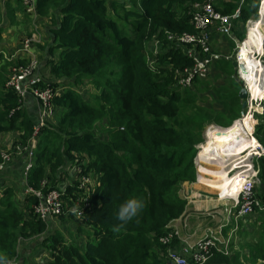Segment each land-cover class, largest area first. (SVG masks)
<instances>
[{"label":"trees","instance_id":"1","mask_svg":"<svg viewBox=\"0 0 264 264\" xmlns=\"http://www.w3.org/2000/svg\"><path fill=\"white\" fill-rule=\"evenodd\" d=\"M0 1V23L17 25L11 0ZM203 1L37 0V14L41 24L42 19L45 22V33L43 42L33 47L43 53L44 61H39L33 77L42 81L36 86L44 88L48 84L53 89L54 116L40 133L27 176L23 164L15 162L18 158L0 169V254L11 264H18V244L38 237L45 239L41 245L49 250L48 264H169L168 246L161 238L186 211L188 202L178 191L185 183L196 181L194 159L197 146L204 142L205 129L212 124L230 127L242 117V85L227 73L235 74L236 64L220 60L215 63L213 78L211 74L205 80L196 79L186 89L178 84L177 71L193 66L186 54L191 45L178 47L170 43L169 36L196 34L191 15L194 4ZM260 1L216 3V10L223 15L232 16L239 10L233 22L235 40L225 35L231 50L236 47L234 41L245 38L240 24L258 17ZM15 2L28 20V30L21 34L24 41L31 36L32 18L19 0ZM17 27L23 28L22 23ZM154 40L161 42V54L151 70L145 49ZM13 53L0 50V135H16L9 147L0 148V163L1 151L11 152L16 145H25L36 123L21 107L18 93L6 85L12 68L26 65L23 60L4 59ZM221 78L223 83L213 87L220 109L203 106L199 94ZM256 117L255 138L264 146V115ZM245 127L253 132L251 113ZM241 129L235 123L225 130L223 140L239 134L244 149ZM212 133L215 130L206 131L205 144L212 141ZM225 141L214 145H220L223 157L231 148ZM200 148L196 161L202 165L208 160H204L205 154L214 150L206 145ZM255 159L261 178L257 195L263 198L264 157ZM73 167L99 178L83 215L76 219L71 215L60 217V221H67L66 226L76 229L70 240L50 228L54 223L47 224L33 213L36 199L32 194H20L27 186L47 193L70 180L73 185L68 186V205L74 206L80 194L74 185L76 177L68 174ZM7 175L19 186L5 179ZM45 180L49 183L43 187ZM132 198L142 199L144 207L121 226L117 212ZM253 218L261 221L259 229L253 231L259 236L256 243L234 250L231 242L229 254L212 250L204 264H264V212L239 220ZM228 227L226 235L235 224ZM172 240L170 245L175 249L179 241L176 237Z\"/></svg>","mask_w":264,"mask_h":264},{"label":"built area","instance_id":"2","mask_svg":"<svg viewBox=\"0 0 264 264\" xmlns=\"http://www.w3.org/2000/svg\"><path fill=\"white\" fill-rule=\"evenodd\" d=\"M19 1L25 13L32 18V21L36 20L38 18L36 9L37 0ZM216 2L217 0H204L203 2L194 4L191 23L195 28L196 34L184 33L180 36H169V41L175 45L177 44L176 46L178 47L180 45L184 47L191 45V47H187L186 54L193 60V66L185 68L182 72L177 71L178 84L182 89L190 88L196 79L204 80L209 76L211 64L215 59L210 46L212 37L214 35L232 37L233 22L239 11L232 16L223 15L216 10ZM38 25L35 24L34 30L32 25L31 36L22 41L20 49L11 54V56L5 55L4 59L9 62L14 60L26 61V65L12 68V75L9 76L6 85L18 93L21 104L27 97L35 99L40 113L39 126H43L45 124L44 120L53 114L51 103L54 91L48 84L44 88L36 86V83H42V81L39 78L35 79L33 77L35 70L39 66V58L36 56L33 45L43 41V36L41 37L39 31L40 25ZM155 46L154 53H157V47L159 48L160 42L157 41ZM197 49H200L205 54V57H201ZM148 62L150 67L154 69V62L150 54H148ZM239 73H241V70H239ZM38 130L36 129V131ZM36 149L37 140L35 137H32L27 144H18L11 152H1L2 162L0 163V169L10 163L14 156H20L18 154L24 153L27 156V163L24 168L25 175L27 176L33 166ZM255 152L258 154V158L264 157V147L261 144H257ZM257 173L253 163L249 165V168L234 173L233 179L237 180V183L241 182L240 187L237 184L238 188H240L239 192L234 197L226 194L222 199L226 206H228L230 201L233 202L232 208L228 211L230 218L238 221L240 218L256 212H264V198H260L257 195L258 185L261 183L260 181L256 184V180L259 179ZM72 174L76 177V183L78 189L81 191V196L77 199L75 205L70 208H68L66 202V199L69 198L68 184L66 183L61 185L59 189L50 190L44 194L33 188H26V195L33 194L38 199L33 206L36 216L47 222L50 218L61 216L66 212L75 217L83 215L84 210L89 205L91 188L94 186L92 174L82 173L80 167L74 168ZM48 183V180H45L42 182V186L45 187ZM172 238V235L168 234L161 238V242L169 247L173 241ZM231 242V238L225 237L222 229H220L218 232L207 234L197 243H192L178 253L169 251L167 260L169 264H204L210 258L212 250L229 254Z\"/></svg>","mask_w":264,"mask_h":264},{"label":"rangeland","instance_id":"3","mask_svg":"<svg viewBox=\"0 0 264 264\" xmlns=\"http://www.w3.org/2000/svg\"><path fill=\"white\" fill-rule=\"evenodd\" d=\"M219 1L220 0H217V3ZM0 4H2L1 1H0ZM119 12L121 13V11H119ZM258 17H259V15H258ZM256 19H251L249 21H255ZM18 20H20V19L18 18ZM249 21L246 24H241V28L240 29L243 32H245L244 33L245 34V38L242 41H237V43L235 44L236 47L234 49H232V51L229 49V46H227L228 42H227V39L226 38H221V42L220 41H217L218 44L216 46H212V48H213V51L216 54H219V55L220 54L221 55L223 54V55H227L228 57L231 56L230 59L227 60V61L236 64V71L234 70L235 74H233L230 71L227 72L228 73V77H231L232 76V77L235 78L234 80H236V78H237L240 81V84L242 85L241 90L244 89V88L246 90L248 89L247 90L248 91V97L245 99L246 102H247V106H246L245 109H242V114H241L242 117L240 119H237V121L241 120L244 116H246L247 114H250L251 113V117H252V120H253V132H250V133L252 134L251 136L254 139L256 137L255 136V127L258 124V118L256 117V115H260V116H263L264 115V107H262V105H264V96L261 95V94L264 93V91L261 92V94H260L261 97H259L260 96L259 95L258 97H255L254 99L252 98V95H255V93L252 94V95L249 93V91L251 92V87L247 86V84L241 79V76L239 75V70H241L240 69V66H242V65H241V60L239 62V57H238V53L244 52V50H243L244 45L243 44L246 43V41H247V38H246L247 37V32H248L247 31V26L249 25ZM20 22L21 21H18V24L16 25V27L20 24ZM42 23L43 24H41V18L40 17H38L36 20L31 21V24L33 25V30L35 28V24L36 25L37 24H41L40 26L38 25L39 26V31H40L41 37L45 33V30H43L44 29V23H45V22H43V19H42ZM29 25H30V22H29ZM1 26H2V23H0V27ZM9 26H11V25H8V27H7L9 29L8 31H1L0 32L1 39H3L4 41L8 40L10 42V46L11 47H16L20 43L22 44V40H20V35H17L16 33H14V30L11 27L9 28ZM30 27H31V25H30ZM43 31H44V33H43ZM262 32H259L257 34H254V37H256L258 41H261V38L262 37H261L260 34H262ZM237 47H239V48H237ZM250 50H252V53L253 52H255V53H261V50L260 51L257 50V49H254L253 50V48H250ZM35 51H36V56L39 58V61L41 60L40 64H43V61H44L42 59L43 53L42 52H38L36 49H35ZM255 56H256L255 58L258 59L257 55H255ZM262 62L264 63V57L262 59ZM215 75H216V71L214 70L213 73H212V75H211V78H213ZM263 77H264V75H263ZM222 78H227V75H223ZM222 78L220 80H218V81L217 80H214V82H212V85L210 87H208V89L206 91H204V92H202V93L199 94V96L202 98V100H201L200 103L203 106H205L207 108H212V109H220L221 104H220L219 99H217V97L215 95V92L213 90V87H217L215 85H219L220 86V84L223 83V81H224V79H222ZM261 87H262V89H264V79L261 82ZM92 92H94V91L92 90ZM245 100H243V102ZM244 110H246L245 115L243 113ZM30 115L33 116V113L30 112ZM53 116L54 115H50L47 119H49V120L50 119H53ZM46 121L47 120H44V123H46ZM235 122H232L231 126ZM236 123H239L242 126V128L245 129L244 126H243V123H241V122H236ZM211 127H216L218 129H224L225 128V127H223L221 125H218V124H212V125H208L206 127L205 132H204V142L203 143H204V145H206V147L210 151H212V150H214V151L205 154L204 160H207V159L208 160L206 162H204L202 165L201 164H198L197 161L194 159L195 167H196V181H195V184H197V188H195V189L194 188H190V189H188L187 193H184V194L187 197L188 194H191L193 192V195H195L194 198L196 200L204 201V200H207V199L209 200L210 199L213 202L211 204L210 203L207 204L206 206L209 207V210L206 211L207 208H205V211L202 212V213L195 212L192 208L196 204L192 203L190 205V207H189L190 210L188 211L187 215L184 216L183 218H179L178 220H176V221H178V223H180L179 227L182 226V225H185V226L188 225L187 224V221L189 220L190 214L192 215V217L194 219L197 217L199 220H202L204 222V224H205L204 227H208L209 226V227H212V228H215V229H217V227L220 226V225H222V224H223V226H225L227 223H229V222L226 221L227 218H228V221L230 220L228 211L232 208V203L233 202L230 201L228 203V206L227 207L222 206V204L219 203V202H222V200H221V197L223 195L222 194V190H219L218 191V188L216 189L217 192L215 190H213L215 188V186L217 187L218 184H220V181L222 179H214L213 177H210V175H208L206 177L208 179L201 180L202 179L201 178L202 173H200L199 171L202 170V169H206V167H209L208 168L209 169L208 171H210L209 174L210 173H213L214 174V172L217 170L215 172L217 174H215V175L220 176V174H219L220 171L226 169V171L223 172V176H227L228 174H230L229 175V178H232L233 175H234V173H236L237 171H239V170H236L235 172H233L232 167L235 165V162H238V160L241 162L240 157L243 156V155H245L248 151L247 150H244V153H242L241 156H238L237 153H234V154L227 153L225 155V157H223L221 155V153L223 151L221 150L220 145L219 146H216V147H214V145L215 144H217V145L218 144H221V143H223L226 140V139L223 140L224 139V135H225L224 131H221L220 132V130L219 131L218 130H215V133H212V135H211L213 137V140L210 141L208 144H205L206 143V140H207L206 131L209 128H211ZM244 133L246 135H248L245 130H244ZM215 135H216V137H215ZM13 136L15 137V135H13ZM14 137H13V139H14ZM237 137H238V135H236L235 138H237ZM234 139L228 138L227 141H225V143L228 146L231 147V144L230 143L232 141H235ZM255 140H256L257 144H259V145L261 144V142L258 141L257 138H255ZM9 141H10L9 138H3V135H0V148H3L4 145L6 147H9L12 144V141L11 142H9ZM219 141H222V142H219ZM203 143H201L200 145L197 146L198 152H199V147ZM242 149L243 148H241V150ZM237 150L238 149L235 146V152ZM255 151H256V148H255ZM255 151H253V155H251L249 157L250 159H248V161L245 162V164L248 163V162H250L249 165L252 164V163L255 165V160H256L255 158H258L257 157L258 154ZM198 152H197V155H198ZM223 153L225 154V152H223ZM18 155H20V158L25 157V154L24 153H21V154H18ZM214 156L220 158V161L213 162L212 163L211 162V158L214 157ZM13 164L15 165L16 163L14 162ZM228 168H230V169H228ZM256 170L258 172L257 173V177H259V179L256 180V184H257L258 182L261 181V178H260V175H259V169L256 168ZM210 179H214V180H210ZM236 181L234 182L235 187H238V185L240 187L241 182L237 183ZM13 182L19 186V182L18 181L15 182V180H14ZM208 182L211 183L210 188L208 187ZM260 185H261V183L258 185V187H260ZM188 187H190V186H188ZM182 188L179 189V191H178L179 196L181 198H183L182 192L184 191V190H182ZM238 189H240V188H238ZM233 190H235V188H233V187L228 190V192H227L228 196H231V195H234L235 194ZM218 192H220V196L217 194ZM21 194H22V192H21ZM183 199H185V198H183ZM219 199H220V201H219ZM19 201H20V199H19ZM189 201L190 202H193L194 200H189ZM189 201L187 200V202H189ZM19 205L21 207H23V204H20L19 203ZM206 206H204V207H206ZM199 208L204 209V208H202L200 206H199ZM199 211H201V210H199ZM221 211L224 212V213L222 212L223 215L221 214ZM221 215H222L223 220H222L221 223L219 222V224H218V222H216V221H218V219H220ZM196 222H197L196 220H193V222H192V224H194L195 227L197 226ZM234 224L236 225L235 229L228 230L227 232H228V234L230 233L232 241L233 240L235 241L234 242V244H235V250L241 249L240 248L241 245L247 246L248 244L256 243L257 242L259 236L258 235L254 236L253 235L254 234L253 231L256 230V229H259V227L261 226V221L258 220V218H253L252 220H245V221H242V222L240 221L239 224H238V222H236V220L232 219V221L230 222V225H234ZM66 225H69L67 223V221H60L59 220L55 224V226L51 225L50 228H55V232L56 233L59 232L60 235H62L65 238L67 237L68 239L71 240L72 239V235H70V234L76 232V229L74 228V226L69 227V226H66ZM217 230H220V228L217 229ZM238 231H241L242 234L240 235V233H238ZM205 232H203L202 235ZM211 232H215V231L212 230V229H210V230L207 231V233L205 234V236L207 234L209 235ZM198 234L201 235V233H198ZM44 240L45 239H43L42 237H38V238L29 239V240H24V242H21L20 245L18 244L19 253H20V258L18 259V264H20L19 262H21V264H48L49 261H50V254L48 253L49 250L46 249L44 246L41 245Z\"/></svg>","mask_w":264,"mask_h":264},{"label":"crops","instance_id":"4","mask_svg":"<svg viewBox=\"0 0 264 264\" xmlns=\"http://www.w3.org/2000/svg\"><path fill=\"white\" fill-rule=\"evenodd\" d=\"M4 1H6V0H4ZM10 6H11V8H16V21L18 22V21H21V23H22V26H23V28H18V27H16V24H14V25H12V26H9V28L11 27L13 30H14V33H16L17 35H20V40H22L21 39V34L23 33V35L27 32V30H28V20L24 17V14H23V12L21 11V8L19 7V5L15 2V0H11V2H10ZM3 18H4V16H3ZM18 18L20 19V20H18ZM25 20V21H24ZM27 21V22H26ZM2 25H4V30L3 31H8L9 29L7 28L8 27V25H10V24H8V22H3V24ZM240 28H241V24H240ZM31 29V28H30ZM263 30H264V27H263ZM248 34V33H247ZM264 35V34H263ZM262 35V38H261V47L260 48H262L261 49V53H259V56L260 57H262V54L264 53V36ZM221 38H226L225 36H219V35H214V40H213V46H216L218 43H217V41H220L221 42ZM228 42V41H227ZM21 44V43H20ZM20 44L18 45V46H16V47H11L10 46V42L8 41V40H6V41H4L3 39H1V41H0V50H7V51H10V52H14L16 49H18L19 47H20ZM227 46H229V43L227 44ZM216 49V48H215ZM229 49L231 50V48H230V46H229ZM258 50H260V49H258ZM262 50H263V52H262ZM232 51V50H231ZM255 55H257L258 53H254ZM231 57V56H230ZM230 57H228L227 55H219V54H217L216 56H215V60H213V62H212V64H211V72H210V74H212L213 73V71L215 70V63L216 62H218V61H220V60H225V61H227V60H229L230 59ZM256 57V56H255ZM257 61H259V62H261L262 64H264L259 58L258 59H256ZM209 74V75H210ZM205 80V79H204ZM263 92V91H262ZM262 96H264V93L263 94H261ZM24 107H25V109L30 113V112H32L33 113V118H35V119H37V114H38V109H37V104H36V102H35V100L32 98V97H28V98H26L25 99V103H24ZM13 134L12 133H9V134H5V135H3V138H9L10 139V141L9 142H13ZM15 137H16V135H15ZM14 137V138H15ZM215 137H216V135H215ZM212 140H213V137H212ZM240 146H241V148L243 147V144H242V142H240ZM17 164H23L24 165V162H25V160L24 159H17L16 161H15ZM224 164V163H223ZM21 168H23V167H21ZM207 168H209V167H207ZM5 179H7V180H10L11 182H13L14 180L16 181V179L14 178V179H12L11 178V175H7L6 177H5ZM72 185V184H71ZM69 186H70V184H69ZM188 186H190V187H188ZM190 188H197V184H195V183H185L184 184V186H183V188H182V190H184L183 192H182V196H183V198H185V199H187L188 201L189 200H194L193 202H188V205H187V208H186V211H185V213L180 217V218H183L184 216H186L187 215V213H188V211L190 210L189 209V207H190V205L192 204V203H194V204H196V205H194V207L192 208L195 212H200V213H202V212H204L205 211V208H207L206 209V211L207 210H209V207H207L206 205L207 204H211L213 201H211L210 199L208 200H204V201H201V200H196L194 197H195V195H193V192L191 193V194H188L187 195V197L185 196V194L184 193H187V191H188V189H190ZM200 195V194H199ZM234 196H236V194H234ZM219 202V201H218ZM205 203V204H204ZM220 204H222V206H224V204L222 203V202H219ZM199 206L200 207H202V208H204V209H201V208H199ZM204 206H206V207H204ZM225 207V206H224ZM223 207V208H224ZM199 210H201V211H199ZM223 211H221V214L223 215V213H222ZM222 215H221V217H220V219H218V221H216V222H218V224H219V222L221 223L222 222V220H223V218H222ZM176 220H178V219H176ZM173 221L171 224V226H172V230L171 231H169L168 232V234H171L172 235V237H173V239H175V237L178 239V241L179 242H175V244H177V248H175V249H173L172 248V244L168 247V252L169 251H174V252H176V253H178V252H180L183 248H186L187 246H189V245H191L192 243H197L199 240L198 239H200V238H202V237H204L205 236V234L207 233V231L208 230H210V229H212V230H214L215 232H218L219 230H217V229H222V231H223V235L225 236V237H230L231 238V235H230V233L228 234V232H227V235L225 234V229L228 227V224L230 225V222L229 223H227L225 226H223V224L222 225H220V226H218L217 227V229H215V228H212V227H204V222L202 221V220H199L197 217L194 219L193 217H192V215L190 214V216H189V220L187 221V224L188 225H182V226H180L179 227V225H180V223H178V221ZM193 220H196L197 222H196V224H197V226L195 227V225L194 224H192V222H193ZM226 221L228 222V218L226 219ZM232 221V220H231ZM240 221V220H239ZM58 221H56L54 224H56ZM229 228V227H228ZM208 229V230H207ZM207 230V231H206ZM206 231V232H205ZM203 232H205L203 235H202V233ZM198 233H201V235L200 234H198ZM232 240V239H231ZM173 242V241H172ZM171 242V243H172ZM233 243L235 242L234 240L232 241ZM234 250H235V244H234Z\"/></svg>","mask_w":264,"mask_h":264},{"label":"bare ground","instance_id":"5","mask_svg":"<svg viewBox=\"0 0 264 264\" xmlns=\"http://www.w3.org/2000/svg\"><path fill=\"white\" fill-rule=\"evenodd\" d=\"M258 15H259V17L257 20L249 21L247 41H246V43H244V47H243L244 52H240L238 54L239 61L241 60V65L242 66L246 65V69H243V71H242L241 79L247 84V86L251 87V92L249 91V93L251 95L255 93V95H252L253 99L255 97H258L261 94V92L264 91V89H262V87H261V82L264 79V77H263V75H264V64L257 61L255 58V54H254L255 52L252 53V50H250V48H253V50L254 49H257V50L260 49L261 50L262 49V48H260L262 46L261 41H258L257 38L254 37V34H257V33L262 32V31H263L262 34H260L261 37L264 34V30H263V27H264V0L261 1L260 14H258ZM262 52H263V50H262ZM262 56H263V54H262ZM248 115L249 114L244 116L241 120L236 121V122L243 123V126L245 128V129H241V131L243 133V137H244V138H242V141L245 142L244 149L241 150L240 141H239V134H238V137L234 139L235 141H232L230 143L231 144L230 154L237 153L238 156H241L242 153H244V150L248 151L245 155L240 157L241 162L239 160H238V162H235V165L232 167L233 172H235L236 170L242 171L244 169L249 168L250 162H248L246 164H245V162H247L248 159H250L249 157L251 155H253V151H255V148L257 146L256 140L253 139V137L251 136L252 134L250 132H252V131H248L245 127V124H246L247 119H248ZM232 126H230L229 128H231ZM229 128H226V129H229ZM226 129H208L207 131L213 132L214 130H218V131L220 130V132L224 131V133H225ZM244 130L246 131V133L248 135H246L244 133ZM224 137H225V135H224ZM235 146L238 149L236 152H235ZM202 150L204 151V149H202ZM226 152H227V150H226ZM196 156H198V155H196ZM196 159H197V157H196ZM218 161H220V158H218V157L214 156L211 158L212 163L218 162ZM228 169H230V168H228ZM208 170L209 169L206 168V169H202L199 171L200 173H202V176H203V177L201 176V178H202L201 180L208 179V178H206L208 175H210V177H213L214 179H222L220 181V184H218L217 187L215 186L214 189L212 188L213 190L216 191L217 188H218V191L222 190V194H223L222 196L223 197L225 196V194H227L228 190L232 187L235 188V190H233L235 194H237L239 192L238 187H235V184H234L235 180L233 179V177L229 178L230 174H228L227 176H223V172L226 171V169L220 171V173H219L220 176L215 175V174H217V173H215L217 170L214 172V174L213 173L209 174L210 171H208ZM214 179H210V180H214ZM210 186H211V183L208 182V187L210 188ZM217 194L220 196V192H218ZM233 196L234 195H231V197H233Z\"/></svg>","mask_w":264,"mask_h":264},{"label":"clouds","instance_id":"6","mask_svg":"<svg viewBox=\"0 0 264 264\" xmlns=\"http://www.w3.org/2000/svg\"><path fill=\"white\" fill-rule=\"evenodd\" d=\"M262 1V0H261ZM261 1H260V3H261ZM217 3V2H216ZM22 6V5H21ZM23 7V6H22ZM216 7V6H215ZM239 11V10H238ZM237 13V12H236ZM260 13V6H259V9H258V14ZM238 14H239V12L237 13V16H238ZM236 16V17H237ZM236 19V18H235ZM234 19V20H235ZM258 19V18H257ZM256 19V20H257ZM31 29H32V26H31ZM247 31H248V26H247ZM248 33V32H247ZM225 36V35H224ZM214 38V36L212 37V39H211V43H210V46H211V50H212V53H213V55H217L214 51H213V48H212V46H213V39ZM232 39H234L235 40V38H234V36H233V33H232V37H231ZM247 38V37H246ZM157 41H159V40H154V42H150L149 44H148V46H147V49H145V52H146V58H147V64H148V67L151 69V70H153L151 67H150V65H149V62H148V54H150L151 55V57H152V59H153V66H155V64H156V62H157V58H158V56L161 54V42H160V46H159V48L157 47V53H154V49H155V44H156V42ZM235 43H237V40L236 41H234ZM171 44H174V43H172V42H170ZM175 45V44H174ZM20 47H21V44H20ZM20 47L18 48V49H20ZM241 47V46H240ZM237 48H239V47H237ZM18 49H16V51L18 50ZM197 51L198 52H200V53H202L200 50H198L197 49ZM239 54V53H238ZM257 57L262 61V59H263V57H264V53H263V56L262 57H260L259 56V53L257 54ZM215 60V59H214ZM23 61H25V60H23ZM240 62V61H239ZM240 68H241V66H240ZM243 69H246V65H244L243 66V68H241V73H239V75L240 76H242V71H243ZM28 98V97H27ZM33 98V97H32ZM34 99V98H33ZM35 100V99H34ZM36 102V101H35ZM24 103H25V100H24V102L21 104V107H24ZM37 104V103H36ZM262 107H264V105H262ZM37 109H38V114H37V119H36V123L34 124V130H33V133H32V135H31V137L29 138V140L32 138V137H35L36 138V140H37V146H38V139H39V136H40V133L43 131V129H44V127L47 125V123H49L52 119H47L46 118V123L43 125V126H39V123H40V113H39V108H38V105H37ZM52 115H54V111H53V114ZM237 121V120H236ZM235 122V121H234ZM226 128H229V127H226ZM226 128H224V129H226ZM36 129H39L38 131H36ZM28 140V141H29ZM27 144V143H26ZM204 144V143H203ZM202 144V145H203ZM201 145V146H202ZM200 146V147H201ZM199 147V148H200ZM4 150H2L1 152H3ZM197 157V156H196ZM196 157H195V160H196ZM14 158H18V159H24L25 160V162H24V165H23V168H25V166H26V163H27V156L25 155V157H23V158H20V156H14L13 158H12V160L14 159ZM33 162H34V160H33ZM9 164V163H8ZM74 168H76V167H73L72 169H68V174L70 175V176H72V177H74L75 178V176L72 174V171H73V169ZM207 168V167H206ZM32 169V168H31ZM90 174H92V173H90ZM98 176H96V175H93L92 174V180H93V182H94V186L91 188V192L96 188V184H97V182H98ZM64 183H66V184H68V186H69V184H72L73 185V182L72 181H70V180H68V181H66V182H64ZM63 183V184H64ZM63 184H61V185H63ZM60 185V186H61ZM75 186H76V188H77V190H78V193L80 194V196H81V191L78 189V186H77V183H75L74 184ZM59 186V187H60ZM27 187H29V186H27ZM27 187H24L23 188V191H22V194L21 195H23V197L24 196H26V194H25V190H26V188ZM59 187L58 188H55V189H52V190H56V189H59ZM37 191H41V190H37ZM42 192V191H41ZM49 192V191H48ZM47 192V193H48ZM91 192H90V195H91ZM43 194H44V192H42ZM20 195V196H21ZM226 195V194H225ZM32 196H34V199H36V202L38 201V199L35 197V195H33L32 194ZM79 196V197H80ZM223 197V196H222ZM221 197V200L225 197H223L222 198ZM231 197V196H230ZM89 199H90V197H89ZM90 201V200H89ZM219 201H220V199H219ZM35 202V203H36ZM66 202H67V204H68V202H69V198H67L66 199ZM222 203H223V200H222ZM232 203V202H231ZM224 204V203H223ZM33 206H34V204H33ZM33 206H32V209H33ZM224 206L225 207H227L225 204H224ZM143 207H144V201L142 200V199H139V198H132V199H128V200H126L121 206H120V208H119V210H118V212H117V219L121 222V226L124 224V223H127V222H129V221H131L134 217H136L137 215H138V213L143 209ZM68 208H70L69 207V205H68ZM33 213H34V211H33ZM69 215H71V216H73L72 214H69V213H65V214H63V215H61V216H57V217H53V218H50L47 222H45V223H49L50 225L52 224V223H55L56 221H59L60 220V217H66V216H69ZM73 217H75V216H73ZM67 218V217H66ZM76 218H79V217H75V219ZM233 218H230V220L228 221V222H231V220H232ZM236 222H239V220L238 221H236ZM172 225V224H171ZM235 227H236V225H235ZM201 239H203V237L202 238H200V239H198V240H201ZM0 264H11V261H10V259L7 257V256H5V255H3V254H0Z\"/></svg>","mask_w":264,"mask_h":264},{"label":"water","instance_id":"7","mask_svg":"<svg viewBox=\"0 0 264 264\" xmlns=\"http://www.w3.org/2000/svg\"><path fill=\"white\" fill-rule=\"evenodd\" d=\"M241 68H243V66H241ZM248 97V91L244 88L242 90H240V98L242 100H245L246 98ZM247 106V102L246 100L243 102V105H242V109H245ZM245 115V114H244Z\"/></svg>","mask_w":264,"mask_h":264}]
</instances>
